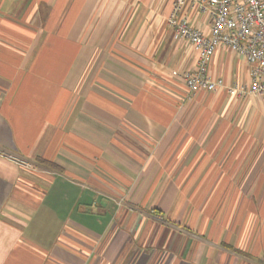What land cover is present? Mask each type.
Instances as JSON below:
<instances>
[{
  "label": "crops",
  "instance_id": "obj_1",
  "mask_svg": "<svg viewBox=\"0 0 264 264\" xmlns=\"http://www.w3.org/2000/svg\"><path fill=\"white\" fill-rule=\"evenodd\" d=\"M174 1L0 0V264H264V94L188 98Z\"/></svg>",
  "mask_w": 264,
  "mask_h": 264
},
{
  "label": "built area",
  "instance_id": "obj_2",
  "mask_svg": "<svg viewBox=\"0 0 264 264\" xmlns=\"http://www.w3.org/2000/svg\"><path fill=\"white\" fill-rule=\"evenodd\" d=\"M187 6L198 8L210 18V34L191 23ZM168 24L177 36L186 40L197 54L194 69L174 70L188 87V98L204 89L215 91L223 87L221 80H214L208 65L215 49L224 45L243 56L250 65V83L233 86L231 93L264 94V0H175L168 16ZM12 160L27 164L12 155Z\"/></svg>",
  "mask_w": 264,
  "mask_h": 264
}]
</instances>
